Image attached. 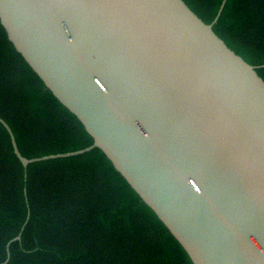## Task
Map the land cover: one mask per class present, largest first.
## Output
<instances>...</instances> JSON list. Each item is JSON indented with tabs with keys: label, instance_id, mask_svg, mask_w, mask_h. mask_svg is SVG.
<instances>
[{
	"label": "water",
	"instance_id": "obj_1",
	"mask_svg": "<svg viewBox=\"0 0 264 264\" xmlns=\"http://www.w3.org/2000/svg\"><path fill=\"white\" fill-rule=\"evenodd\" d=\"M184 0H0L8 39L193 264H264V79ZM26 176V174H25ZM26 193V192H25ZM21 240V233L7 243Z\"/></svg>",
	"mask_w": 264,
	"mask_h": 264
},
{
	"label": "trees",
	"instance_id": "obj_2",
	"mask_svg": "<svg viewBox=\"0 0 264 264\" xmlns=\"http://www.w3.org/2000/svg\"><path fill=\"white\" fill-rule=\"evenodd\" d=\"M184 1L206 23L222 3ZM213 29L248 63L264 64V0H227ZM257 72L264 79V67ZM0 117L27 158L93 143L16 50L1 21ZM19 233L5 264H193L101 149L34 162L25 170L0 122V264Z\"/></svg>",
	"mask_w": 264,
	"mask_h": 264
}]
</instances>
